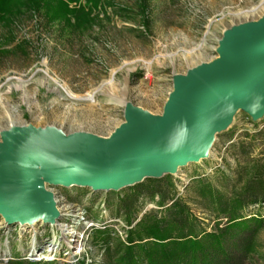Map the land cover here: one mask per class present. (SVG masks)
Segmentation results:
<instances>
[{
  "label": "rangeland",
  "instance_id": "374dc122",
  "mask_svg": "<svg viewBox=\"0 0 264 264\" xmlns=\"http://www.w3.org/2000/svg\"><path fill=\"white\" fill-rule=\"evenodd\" d=\"M140 4L115 0L96 11L86 31L49 21L36 9L11 25L0 22V141L3 129L31 124L109 136L125 121L126 102L161 115L175 74L217 58L227 29L264 14V0H147L144 10ZM230 125L216 135L210 157L176 174L120 191L48 185L61 218L10 225L0 215V264H107L108 244L126 241L150 212L165 218L176 200L187 205L198 229L223 227L224 209L246 196L252 177L264 181V116L253 120L239 110ZM126 203L138 209L131 225ZM256 214L264 217V201L241 210L245 218ZM105 228L108 243L98 238ZM40 252L44 258L36 260ZM246 264H264V227Z\"/></svg>",
  "mask_w": 264,
  "mask_h": 264
},
{
  "label": "water",
  "instance_id": "95a60500",
  "mask_svg": "<svg viewBox=\"0 0 264 264\" xmlns=\"http://www.w3.org/2000/svg\"><path fill=\"white\" fill-rule=\"evenodd\" d=\"M221 38L217 58L175 74L161 115L126 102L125 121L104 137L50 125L3 129L0 215L10 225L55 224L61 213L48 185L120 191L176 174L210 157L216 135L239 110L263 118L264 14L231 26ZM254 102L258 108H250Z\"/></svg>",
  "mask_w": 264,
  "mask_h": 264
},
{
  "label": "trees",
  "instance_id": "16d2710c",
  "mask_svg": "<svg viewBox=\"0 0 264 264\" xmlns=\"http://www.w3.org/2000/svg\"><path fill=\"white\" fill-rule=\"evenodd\" d=\"M114 1L0 0V22L11 25L23 11L36 9L43 11L49 21L60 20L86 31L98 19L96 11L113 6ZM147 5V0H141L139 8L144 10ZM250 182L246 196H238L229 209H224L228 221L223 227L218 223L213 231L198 229L187 205L176 200L167 207L165 218L150 212L129 230L126 241L116 239L113 245L108 244L107 264H246L254 250L256 234L264 227L261 214L241 216L247 204L264 201V192L253 193V188L264 186V181L252 177ZM125 212L128 223L133 224L138 209L126 203ZM98 238L108 243L111 234L107 228L99 229Z\"/></svg>",
  "mask_w": 264,
  "mask_h": 264
},
{
  "label": "built area",
  "instance_id": "2783aa9c",
  "mask_svg": "<svg viewBox=\"0 0 264 264\" xmlns=\"http://www.w3.org/2000/svg\"><path fill=\"white\" fill-rule=\"evenodd\" d=\"M61 225V224H60ZM44 229V228H43ZM52 249H53V247H52ZM50 252H48V254H49ZM43 257V254L40 252L39 253V255H37V258H36V260H39V258L41 259ZM44 258V257H43ZM35 260V259H34ZM35 260V261H36Z\"/></svg>",
  "mask_w": 264,
  "mask_h": 264
},
{
  "label": "clouds",
  "instance_id": "9594fccd",
  "mask_svg": "<svg viewBox=\"0 0 264 264\" xmlns=\"http://www.w3.org/2000/svg\"><path fill=\"white\" fill-rule=\"evenodd\" d=\"M258 99V98H257ZM259 107V104L258 103H255L253 105H250V108H258Z\"/></svg>",
  "mask_w": 264,
  "mask_h": 264
}]
</instances>
